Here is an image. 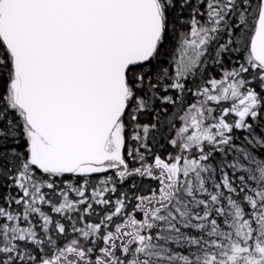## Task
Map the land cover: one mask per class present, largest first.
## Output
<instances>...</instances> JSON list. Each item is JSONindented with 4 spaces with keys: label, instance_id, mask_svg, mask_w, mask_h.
Masks as SVG:
<instances>
[{
    "label": "snow or ice",
    "instance_id": "obj_1",
    "mask_svg": "<svg viewBox=\"0 0 264 264\" xmlns=\"http://www.w3.org/2000/svg\"><path fill=\"white\" fill-rule=\"evenodd\" d=\"M0 264H264V0H0Z\"/></svg>",
    "mask_w": 264,
    "mask_h": 264
}]
</instances>
